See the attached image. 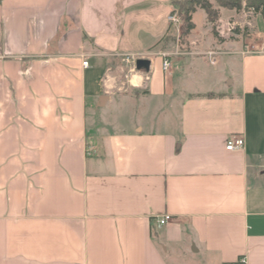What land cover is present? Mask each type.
<instances>
[{"label": "crops", "instance_id": "0c3cea01", "mask_svg": "<svg viewBox=\"0 0 264 264\" xmlns=\"http://www.w3.org/2000/svg\"><path fill=\"white\" fill-rule=\"evenodd\" d=\"M173 10L0 0V264H264V16L226 52Z\"/></svg>", "mask_w": 264, "mask_h": 264}, {"label": "rangeland", "instance_id": "374dc122", "mask_svg": "<svg viewBox=\"0 0 264 264\" xmlns=\"http://www.w3.org/2000/svg\"><path fill=\"white\" fill-rule=\"evenodd\" d=\"M211 2L219 14L215 22L209 20L211 22L210 25H212V35L216 37L224 51L227 52L230 50L229 44H236L247 49V46H251V41L255 42L259 40V35L254 24V17L256 15L254 11L245 7L241 9L223 7L217 0H211ZM222 8L232 11L221 13ZM173 12H177L179 15V8L175 5ZM221 17L225 19L222 20ZM234 30L237 31L235 32ZM180 264H188V262H182Z\"/></svg>", "mask_w": 264, "mask_h": 264}, {"label": "trees", "instance_id": "16d2710c", "mask_svg": "<svg viewBox=\"0 0 264 264\" xmlns=\"http://www.w3.org/2000/svg\"><path fill=\"white\" fill-rule=\"evenodd\" d=\"M223 7L241 9H254L256 13L264 16V0H217ZM173 4L179 8L182 19V36L189 33L194 27L193 14L198 8L206 11L208 19L215 22L218 19V11L211 0H173Z\"/></svg>", "mask_w": 264, "mask_h": 264}, {"label": "built area", "instance_id": "2783aa9c", "mask_svg": "<svg viewBox=\"0 0 264 264\" xmlns=\"http://www.w3.org/2000/svg\"><path fill=\"white\" fill-rule=\"evenodd\" d=\"M252 11L255 12L254 9H251ZM169 20L171 23L177 25L179 28L182 26V19L181 17L178 15L177 12H172L169 16ZM136 58L134 56H126V61L132 63L133 65H135L136 62ZM88 61L85 60L83 62L84 66H88ZM171 66V62L168 59H165L163 62V68L165 71H167ZM245 138L242 135H232L228 138L227 141V149L229 150H236V149H241L245 146ZM173 219V216H171L170 214H165L163 216H160L157 218V225L158 227H162L165 224L169 223L171 220Z\"/></svg>", "mask_w": 264, "mask_h": 264}, {"label": "water", "instance_id": "95a60500", "mask_svg": "<svg viewBox=\"0 0 264 264\" xmlns=\"http://www.w3.org/2000/svg\"><path fill=\"white\" fill-rule=\"evenodd\" d=\"M135 65L138 70H142V69L149 70L150 69V61L148 59H144V58L137 59Z\"/></svg>", "mask_w": 264, "mask_h": 264}]
</instances>
